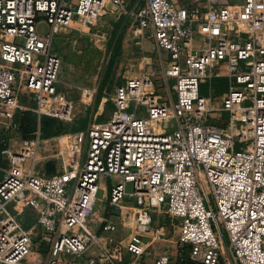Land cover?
<instances>
[{
  "label": "built area",
  "instance_id": "1",
  "mask_svg": "<svg viewBox=\"0 0 264 264\" xmlns=\"http://www.w3.org/2000/svg\"><path fill=\"white\" fill-rule=\"evenodd\" d=\"M107 11L124 15V0H0L6 125L26 96L48 114L41 111L56 100L61 68L55 37ZM134 17L138 35L167 56L171 102L151 94L148 75L117 85L110 119L70 136L76 140L67 152L56 153L68 160L65 170L47 177L36 170L37 137L24 140L19 154L3 139L0 155L10 169L0 178V264L25 261L34 229L41 257L33 264H147L143 240L159 209L179 223V260L187 248L193 264H264V0H146ZM212 78L227 80L219 109L201 92ZM60 106L53 116L69 120L70 108ZM214 111L223 126L212 121ZM104 179L109 211L101 223L106 232L131 229L123 247H103L89 225ZM14 205L34 209L30 229L12 216ZM92 246L97 253L85 255ZM150 264L174 262L163 254Z\"/></svg>",
  "mask_w": 264,
  "mask_h": 264
},
{
  "label": "rangeland",
  "instance_id": "2",
  "mask_svg": "<svg viewBox=\"0 0 264 264\" xmlns=\"http://www.w3.org/2000/svg\"><path fill=\"white\" fill-rule=\"evenodd\" d=\"M145 1L136 0L133 6H131V2H128L127 7L125 5L126 13L120 17L107 11L92 25L80 27L78 23L74 22L72 29L70 28L71 31L67 29L60 34V46H63L57 47V52L62 64L57 83L56 100L41 111L50 115L39 114L31 96H23L24 98L19 103L22 110L15 112L12 118L13 123L9 125L17 126L20 121L22 131L28 136V141L32 142L36 137L38 138L37 158L55 155L58 150L64 154L70 144L76 140L70 136L79 131L83 132L89 123L101 125L108 121L113 113L111 98L115 87L129 78L148 75L154 83V90L151 94L167 101V104L171 102L170 87L174 82L167 81L163 75V67L168 63L167 56L156 48L147 34L138 35L137 28H139L140 21L134 15L144 8ZM130 13H134V15H130ZM123 17L124 19H122ZM37 22L38 33L44 35L47 32V26L41 14L38 15ZM56 39L55 37L53 50ZM17 43L23 44V40L18 39ZM214 79L216 78H212L210 83L207 81L203 84L201 92L208 97L209 90L216 89L217 91L210 96L214 98L212 107L219 109V94L227 90V80L218 78L214 81ZM61 103L70 108L69 120L53 116V113L61 111ZM220 114L219 111H214L210 115L215 124L223 126L224 121L219 119ZM138 116L145 117V113L140 111ZM224 116L226 117L225 114ZM5 122L4 118H0V137L6 143L10 139L11 150L19 154V151L24 147L21 145V139L18 140V132L6 128ZM79 137L81 138V136ZM28 161L27 158L25 163L27 167L30 165ZM64 162L67 163V159ZM36 168L40 171L39 175L44 177L57 174L56 170L46 172V167L42 170L39 162ZM9 169L7 159H3L0 155V178ZM108 182V179L100 181L101 190L97 194L94 211L89 217V225L96 231V236L100 239L103 247H107L110 242L123 247L132 233L131 229L119 228L114 232H106L101 223L102 218L107 216L109 211L107 203L103 201L104 187ZM16 206L18 205H14L12 208V216H16V220L21 223L23 229H30L34 224V212L25 210L21 214H17L14 212L17 210ZM152 216L151 233L143 240V243L147 245L144 258L153 259L158 255L165 254L171 257L174 264H179V249L176 245L179 233L178 221L170 218L162 209L153 210ZM32 237L33 250L21 264H33L36 259L41 257L39 251L41 246L37 242L36 229L32 231ZM95 253H97V249L92 246L85 255ZM187 253V248H184L183 255L187 257ZM82 260L78 259L76 262L81 263ZM40 261V264H43V261ZM185 261L180 264H188Z\"/></svg>",
  "mask_w": 264,
  "mask_h": 264
},
{
  "label": "crops",
  "instance_id": "3",
  "mask_svg": "<svg viewBox=\"0 0 264 264\" xmlns=\"http://www.w3.org/2000/svg\"><path fill=\"white\" fill-rule=\"evenodd\" d=\"M184 3H187V4H190V3H194V1L195 0H182ZM128 2H131L132 4H131V6H133V4L136 2V0H124V3H125V5H126V7H127V5H128ZM130 12V11H129ZM130 15H134V13H130ZM121 16V15H120ZM120 16H118V17H120ZM122 19H124V17L122 18ZM72 29V28H71ZM71 29H69L70 31H71ZM66 31V30H65ZM62 33V32H61ZM60 33V34H61ZM60 34L56 37L57 39H56V44H55V49L53 50V46H52V51L56 54V55H58V49H57V47H59V48H61L63 45H61L60 46V43H61V39H59V36H60ZM137 34V33H136ZM145 39V38H144ZM143 39V40H144ZM200 40V38L199 37H197L196 36V38H195V43L196 44H199V41ZM59 56V55H58ZM60 57V56H59ZM61 59V58H60ZM61 64H62V61H61ZM216 79H218V78H216ZM211 82V81H210ZM213 92H216V89L215 90H210V94H214ZM226 92V91H225ZM225 92L224 93H221V94H219L220 95V97H219V100L223 97V95L225 94ZM72 103H74V102H72ZM76 105V104H75ZM77 106H78V104H77ZM105 123V122H104ZM5 124V126H6V128H10L11 130H14L15 132H17V126H15V127H12V126H9V125H6V122L4 123ZM90 124V123H89ZM88 124V125H89ZM87 125V126H88ZM79 133H80V131H79ZM19 135V134H18ZM21 138H20V136H19V138H18V140H20ZM21 141V145H22V142L24 141L23 139H21L20 140ZM7 142H8V147L10 148V150H11V147H12V145H11V140L9 139V140H7ZM12 151V150H11ZM59 151V150H58ZM57 151V152H58ZM66 160V157H65V155H63L62 157H58L56 154L55 155H52V156H46V157H42V158H37L36 159V161H35V163H36V166L38 165V162H39V164H41V169L43 170V168L44 167H46V165L49 163V164H52L53 165V167H52V169L53 170H56V172H63L64 170H65V167H66V165H67V163H68V160H67V163L66 162H64ZM37 169V168H36ZM52 170V171H53ZM37 172L38 173H40V171L39 170H37ZM27 211V210H29V211H31V212H34V209H32V208H30V207H22V209L20 208L19 210H17L16 211V213L17 214H21L23 211ZM15 212V211H14ZM152 258L150 259L149 257H145L144 259H143V261L145 262V263H147V264H150L151 262H152Z\"/></svg>",
  "mask_w": 264,
  "mask_h": 264
},
{
  "label": "trees",
  "instance_id": "4",
  "mask_svg": "<svg viewBox=\"0 0 264 264\" xmlns=\"http://www.w3.org/2000/svg\"><path fill=\"white\" fill-rule=\"evenodd\" d=\"M217 79H214V81H216ZM217 91V90H216ZM219 92V91H218ZM17 132H18V134H19V136H20V138L21 139H23V140H28V136L26 135V134H24L23 133V131H22V125H21V122L20 121H18V125H17ZM3 140V138H1L0 137V145H1V148H0V151L2 150V148H3V144H2V141ZM184 260H186L185 262H187L188 264H193L191 261H189V259L186 257V256H183L182 258H181V260H179V264L182 262H184Z\"/></svg>",
  "mask_w": 264,
  "mask_h": 264
},
{
  "label": "water",
  "instance_id": "5",
  "mask_svg": "<svg viewBox=\"0 0 264 264\" xmlns=\"http://www.w3.org/2000/svg\"><path fill=\"white\" fill-rule=\"evenodd\" d=\"M52 167H53V165L48 163L46 165V172H51L53 170Z\"/></svg>",
  "mask_w": 264,
  "mask_h": 264
}]
</instances>
